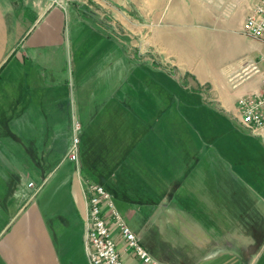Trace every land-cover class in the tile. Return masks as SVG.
I'll use <instances>...</instances> for the list:
<instances>
[{
	"label": "crops",
	"instance_id": "crops-1",
	"mask_svg": "<svg viewBox=\"0 0 264 264\" xmlns=\"http://www.w3.org/2000/svg\"><path fill=\"white\" fill-rule=\"evenodd\" d=\"M93 1L0 0V264H90L88 179L142 241L200 231L183 264H264V127L237 117L257 0Z\"/></svg>",
	"mask_w": 264,
	"mask_h": 264
},
{
	"label": "built area",
	"instance_id": "built-area-1",
	"mask_svg": "<svg viewBox=\"0 0 264 264\" xmlns=\"http://www.w3.org/2000/svg\"><path fill=\"white\" fill-rule=\"evenodd\" d=\"M244 32L264 41V0H257L244 22ZM238 120L253 134L264 127V85L260 91L238 99ZM79 125H76V130ZM79 136L75 135L68 158L79 160ZM87 214L85 247L90 264H124L118 243L132 250L144 264H167L153 256L131 229L106 187L86 180ZM120 238H117V235Z\"/></svg>",
	"mask_w": 264,
	"mask_h": 264
},
{
	"label": "rangeland",
	"instance_id": "rangeland-1",
	"mask_svg": "<svg viewBox=\"0 0 264 264\" xmlns=\"http://www.w3.org/2000/svg\"><path fill=\"white\" fill-rule=\"evenodd\" d=\"M129 2V13H134V0H128ZM94 8H100L97 3L93 0H89ZM109 9L107 8V15L109 14ZM226 139V138H225ZM174 216V215H173ZM180 215H176V218ZM141 217L136 215L134 219L131 220L130 226L131 229L135 230L138 228L136 224ZM143 220V218H142ZM141 220V222H142ZM192 223V220L190 221ZM164 225V224H163ZM179 223H176L172 230H169L166 224L167 229L162 228L160 235H152V231H148V234L144 236L143 241L141 242L146 246V248L150 251V253L156 254L161 260H166L168 264H183V260L186 258H190L189 253H186L187 250H191L192 245H190L189 241H194L198 238V231L195 230H180ZM189 227H191L189 225ZM175 229V230H174ZM135 232V231H134ZM136 233V232H135ZM137 234V233H136ZM138 235V234H137ZM118 248H121V243H118ZM154 256V255H153ZM2 264H6L3 262Z\"/></svg>",
	"mask_w": 264,
	"mask_h": 264
}]
</instances>
